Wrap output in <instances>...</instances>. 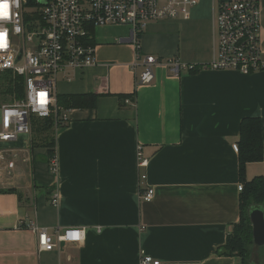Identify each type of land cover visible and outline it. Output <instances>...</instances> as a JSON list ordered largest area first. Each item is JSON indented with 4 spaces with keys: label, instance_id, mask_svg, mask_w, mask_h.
<instances>
[{
    "label": "crops",
    "instance_id": "1",
    "mask_svg": "<svg viewBox=\"0 0 264 264\" xmlns=\"http://www.w3.org/2000/svg\"><path fill=\"white\" fill-rule=\"evenodd\" d=\"M220 1L199 0L187 18L148 22L137 47L130 27L100 37L94 27L96 63L59 80L56 93H93L96 104L72 108L54 129L56 173L48 149L31 148L0 187L16 190L0 193V264H139L141 251L160 264L237 263L218 253L240 219L232 144L242 118L260 119L263 158L246 163L244 178L264 177V71L201 68L215 54ZM257 1L264 50V0ZM146 55L161 63L153 81L140 84ZM167 60L196 67L175 75ZM145 187L154 188L150 202L139 198ZM30 222L84 236L40 251Z\"/></svg>",
    "mask_w": 264,
    "mask_h": 264
},
{
    "label": "built area",
    "instance_id": "2",
    "mask_svg": "<svg viewBox=\"0 0 264 264\" xmlns=\"http://www.w3.org/2000/svg\"><path fill=\"white\" fill-rule=\"evenodd\" d=\"M198 1L0 0L9 4V18H0V33H6L0 40V87L3 76L10 75L18 78L22 89L19 97L16 91L0 92V187L12 178L18 162L29 160L34 117H52L55 130L67 124L72 108L58 105L56 85L59 80H71L75 71L96 63L95 47L88 43L91 28L128 25L129 39L137 47L139 35L148 22L187 18ZM260 16L257 0L217 3L214 15L216 50L209 63L201 68L241 73L264 71ZM159 63L161 61L154 55H146L138 83L152 82L153 69ZM165 64L175 75L182 69L196 67L175 60H167ZM3 95L9 100H2ZM232 149L238 152L237 143L232 144ZM49 169L57 172L55 155L50 159ZM145 177L142 175L141 179ZM242 187L239 184L238 190ZM154 192L153 187H145L139 198L142 202H150ZM57 201L56 193L51 203L56 205ZM26 226L36 234L40 251H52L61 243H79L84 236L81 228L67 227L49 233L34 222ZM139 264H160V261L141 251Z\"/></svg>",
    "mask_w": 264,
    "mask_h": 264
},
{
    "label": "trees",
    "instance_id": "3",
    "mask_svg": "<svg viewBox=\"0 0 264 264\" xmlns=\"http://www.w3.org/2000/svg\"><path fill=\"white\" fill-rule=\"evenodd\" d=\"M124 25V24H112ZM110 25V26H112ZM106 26V25H103ZM94 27L90 29L92 34ZM88 43L93 44L92 37ZM5 85L3 93L17 92L21 95L22 89L18 85V78L10 75L3 76ZM19 94V95H18ZM58 105L63 108L94 107L96 95L84 94H57ZM261 121L257 117H244L240 121L238 138L239 175L242 182L240 191V219L234 224L231 232L226 237V242L218 249L220 255L235 256L238 258L236 264H249L252 247V231L249 219L251 207H259L264 212V177L255 176L249 180L244 178V167L248 162H258L263 158V142L261 134ZM32 140L30 147H45L48 149V159L54 156L55 130L53 129V118L32 119ZM13 188H0V193H14Z\"/></svg>",
    "mask_w": 264,
    "mask_h": 264
},
{
    "label": "rangeland",
    "instance_id": "4",
    "mask_svg": "<svg viewBox=\"0 0 264 264\" xmlns=\"http://www.w3.org/2000/svg\"><path fill=\"white\" fill-rule=\"evenodd\" d=\"M128 29L129 26L127 25H122V26H115V25H106V26H98L95 28V34H97V36L100 37L101 35L104 34H108L109 31H114L116 33H123V34H127L128 33ZM5 85H3V83H1V87H0V92L1 94L3 93V89ZM58 90L60 89V87L58 86L57 88ZM2 100H9L8 96H2L1 97ZM54 129V128H53ZM32 136V135H31ZM32 137H30L29 141L31 142ZM36 148H41V147H36ZM249 264H264V246L262 247H257V246H253L252 247V251H251V257L249 259Z\"/></svg>",
    "mask_w": 264,
    "mask_h": 264
},
{
    "label": "water",
    "instance_id": "5",
    "mask_svg": "<svg viewBox=\"0 0 264 264\" xmlns=\"http://www.w3.org/2000/svg\"><path fill=\"white\" fill-rule=\"evenodd\" d=\"M19 59V57L17 58ZM249 219L252 231V241L257 247L264 246V212L262 208L251 207Z\"/></svg>",
    "mask_w": 264,
    "mask_h": 264
},
{
    "label": "snow or ice",
    "instance_id": "6",
    "mask_svg": "<svg viewBox=\"0 0 264 264\" xmlns=\"http://www.w3.org/2000/svg\"><path fill=\"white\" fill-rule=\"evenodd\" d=\"M0 5L6 6L7 11H0V18H9V4L7 2H0ZM6 33H0V40H3Z\"/></svg>",
    "mask_w": 264,
    "mask_h": 264
},
{
    "label": "clouds",
    "instance_id": "7",
    "mask_svg": "<svg viewBox=\"0 0 264 264\" xmlns=\"http://www.w3.org/2000/svg\"><path fill=\"white\" fill-rule=\"evenodd\" d=\"M0 11H7L6 6L0 5Z\"/></svg>",
    "mask_w": 264,
    "mask_h": 264
}]
</instances>
